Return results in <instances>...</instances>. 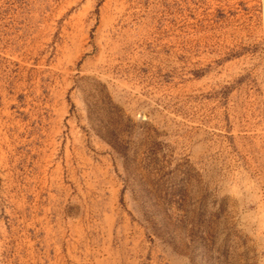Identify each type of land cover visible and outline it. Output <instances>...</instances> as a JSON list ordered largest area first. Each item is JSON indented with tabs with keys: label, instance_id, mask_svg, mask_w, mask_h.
Instances as JSON below:
<instances>
[{
	"label": "rangeland",
	"instance_id": "1",
	"mask_svg": "<svg viewBox=\"0 0 264 264\" xmlns=\"http://www.w3.org/2000/svg\"><path fill=\"white\" fill-rule=\"evenodd\" d=\"M0 264H264V0H0Z\"/></svg>",
	"mask_w": 264,
	"mask_h": 264
}]
</instances>
